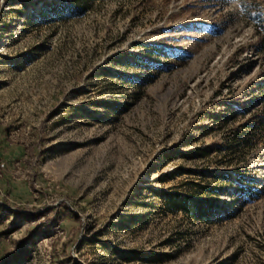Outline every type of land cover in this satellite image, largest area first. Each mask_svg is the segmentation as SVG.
I'll return each instance as SVG.
<instances>
[{
  "label": "rangeland",
  "instance_id": "1",
  "mask_svg": "<svg viewBox=\"0 0 264 264\" xmlns=\"http://www.w3.org/2000/svg\"><path fill=\"white\" fill-rule=\"evenodd\" d=\"M69 1L0 0V264H264V0Z\"/></svg>",
  "mask_w": 264,
  "mask_h": 264
},
{
  "label": "trees",
  "instance_id": "2",
  "mask_svg": "<svg viewBox=\"0 0 264 264\" xmlns=\"http://www.w3.org/2000/svg\"><path fill=\"white\" fill-rule=\"evenodd\" d=\"M66 12H78L83 13L86 11L88 6L86 4H80L76 0L66 2L61 5ZM211 189H209L210 191ZM167 207L172 212H196L202 213L207 205L205 203L198 202L192 195H178V194H167L165 196Z\"/></svg>",
  "mask_w": 264,
  "mask_h": 264
}]
</instances>
